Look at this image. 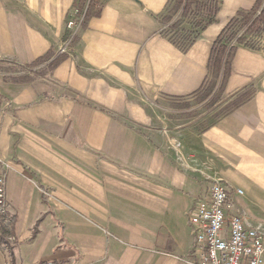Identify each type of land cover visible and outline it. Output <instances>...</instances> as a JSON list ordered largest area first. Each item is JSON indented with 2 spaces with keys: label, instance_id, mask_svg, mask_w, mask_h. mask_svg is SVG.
Here are the masks:
<instances>
[{
  "label": "crops",
  "instance_id": "0c3cea01",
  "mask_svg": "<svg viewBox=\"0 0 264 264\" xmlns=\"http://www.w3.org/2000/svg\"><path fill=\"white\" fill-rule=\"evenodd\" d=\"M78 1L0 0V63L19 70L56 48ZM169 1L107 0L51 73L0 75L16 233L0 264L196 263L188 212L213 181L264 243V45L236 50L218 103L249 95L233 111L209 122L170 108L195 98L214 41L256 0H214L215 21L186 50L163 33Z\"/></svg>",
  "mask_w": 264,
  "mask_h": 264
},
{
  "label": "trees",
  "instance_id": "16d2710c",
  "mask_svg": "<svg viewBox=\"0 0 264 264\" xmlns=\"http://www.w3.org/2000/svg\"><path fill=\"white\" fill-rule=\"evenodd\" d=\"M218 10L219 5L214 0H170L167 13L161 19L162 24L167 25V29L163 33L173 44L186 50L194 44L199 34L215 21ZM93 14V8L89 7L87 20ZM175 16L177 18L172 21ZM261 38H264V0H256L250 10L237 11L214 41L207 64L208 75L200 89L194 94L196 100L204 102L210 98L211 104L219 102L230 76L231 63L237 48L244 46L258 49ZM67 57L65 54H58L56 48H51L43 56L24 65L19 70L12 67L10 71L2 72L14 74L30 70L31 76L12 77L11 75L7 78L13 83L28 84L36 78H43L51 73ZM248 97L249 95L241 96L227 104L223 108V115L233 111ZM174 108L181 109L182 106L176 105ZM15 238V218L10 216L7 211L0 213V250H11Z\"/></svg>",
  "mask_w": 264,
  "mask_h": 264
},
{
  "label": "built area",
  "instance_id": "2783aa9c",
  "mask_svg": "<svg viewBox=\"0 0 264 264\" xmlns=\"http://www.w3.org/2000/svg\"><path fill=\"white\" fill-rule=\"evenodd\" d=\"M107 0H79L67 13L65 34L56 47L58 54L70 55L74 41L87 22V10L98 12ZM260 48L264 38L259 39ZM179 47V46H178ZM241 194L240 191H235ZM233 191L213 181L188 212L197 262L193 264H264L262 235L249 227L234 206ZM7 211L4 179L0 175V213ZM45 264H52L47 262Z\"/></svg>",
  "mask_w": 264,
  "mask_h": 264
},
{
  "label": "rangeland",
  "instance_id": "374dc122",
  "mask_svg": "<svg viewBox=\"0 0 264 264\" xmlns=\"http://www.w3.org/2000/svg\"><path fill=\"white\" fill-rule=\"evenodd\" d=\"M176 19V16L173 17V19ZM12 69L11 66H8L7 64L4 63H0V75L5 74L6 77L5 79H7L9 76L13 75V76H17V74L19 73H14V74H10V73H5L2 72L4 70H8L10 71ZM223 98V97H222ZM222 98L220 99V101L222 100ZM219 102H216L215 104H211L210 103V98H208L207 100H205L204 102H198L196 100V97L193 98L189 103H184L182 102L181 105L182 108L183 106H186L188 108L192 107L193 109H196L195 111H193L194 114H198V113H208L211 114V118L208 120L209 122L214 121L218 118H220L221 116H223V107L222 104H218ZM176 105L175 104H170V108L173 109Z\"/></svg>",
  "mask_w": 264,
  "mask_h": 264
}]
</instances>
